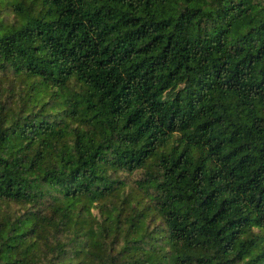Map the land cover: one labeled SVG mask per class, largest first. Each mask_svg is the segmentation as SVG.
I'll return each instance as SVG.
<instances>
[{
    "label": "trees",
    "instance_id": "16d2710c",
    "mask_svg": "<svg viewBox=\"0 0 264 264\" xmlns=\"http://www.w3.org/2000/svg\"><path fill=\"white\" fill-rule=\"evenodd\" d=\"M0 3V264H264V0Z\"/></svg>",
    "mask_w": 264,
    "mask_h": 264
},
{
    "label": "rangeland",
    "instance_id": "374dc122",
    "mask_svg": "<svg viewBox=\"0 0 264 264\" xmlns=\"http://www.w3.org/2000/svg\"><path fill=\"white\" fill-rule=\"evenodd\" d=\"M3 4L4 3H0V20L3 19L4 22L10 23L18 19V16L13 11V7L4 6ZM139 175H140L139 172H135L129 175L124 174V177H126L128 181H132L133 179L139 177Z\"/></svg>",
    "mask_w": 264,
    "mask_h": 264
}]
</instances>
